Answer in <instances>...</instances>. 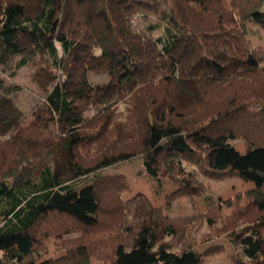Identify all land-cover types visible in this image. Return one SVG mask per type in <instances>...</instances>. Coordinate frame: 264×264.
Listing matches in <instances>:
<instances>
[{
    "label": "trees",
    "instance_id": "1",
    "mask_svg": "<svg viewBox=\"0 0 264 264\" xmlns=\"http://www.w3.org/2000/svg\"><path fill=\"white\" fill-rule=\"evenodd\" d=\"M165 1L170 8L162 24L136 32L137 0H0V56L45 51L58 68L71 62L31 110L32 121L0 123L7 131L0 134V264H35L43 222L63 217L93 233L104 226L120 210L109 197L114 183L126 178L100 171L133 157L144 160L153 179L172 169L200 191L196 167L215 178H254L248 208L255 218L241 224L245 217L236 215L217 227L215 208L169 216L138 199L128 210L138 220L111 219V264H205L221 251L214 241L226 236L238 264H264V53L249 38L252 26L264 29V0ZM160 27L164 32L156 37ZM103 65L110 82H89V72ZM181 75L196 81L203 105H178ZM92 104L103 108L88 119L84 112ZM13 136L36 146L25 148ZM238 138L246 150L236 158L231 142ZM22 148L39 174L15 186L5 176L23 157ZM180 195L188 193L168 200ZM93 241L77 245L62 264H88L81 253ZM139 244V253L131 251Z\"/></svg>",
    "mask_w": 264,
    "mask_h": 264
},
{
    "label": "rangeland",
    "instance_id": "2",
    "mask_svg": "<svg viewBox=\"0 0 264 264\" xmlns=\"http://www.w3.org/2000/svg\"><path fill=\"white\" fill-rule=\"evenodd\" d=\"M137 5L140 9L133 16V29L136 32L152 24H162L165 11L170 8L169 3L165 0H137ZM163 27L154 31L156 37L163 34ZM249 38L252 47L258 48L264 53V29L252 26ZM57 45L60 55H62L60 45ZM23 60H27V63L19 67ZM70 67L71 62L69 59L65 61L64 66L61 68L54 66L45 51H28L19 55L2 53L0 56V123L2 126L6 121L16 122L24 118L32 121L31 110L44 99L47 92L53 88ZM105 67V65L101 66L99 72L90 71L88 81L95 84H108L111 77L104 69ZM177 89V103L183 109H188L193 104L203 105L206 102L196 81L188 79L185 75L180 76ZM119 106L121 110L117 109V111H120L119 113L125 112V105L122 103ZM102 108L103 105H89L86 107L84 115L88 119H92L96 117ZM144 127L139 123L137 129L144 133ZM0 134L5 135L7 131L0 130ZM14 135H17V133ZM13 139L16 143L17 141L23 143L25 148L33 149L36 146L35 142L23 140L18 136H13ZM231 144L236 158L243 155L246 150L243 138L232 140ZM21 152L23 157L19 155L13 160L16 168L11 174L5 176L6 180L15 186L21 185L23 181L39 174L24 157L25 150L23 149ZM36 155L40 156L39 153ZM50 160L51 158L47 157L46 161L43 162V166ZM195 171L197 178L203 184L201 191L195 190V188L189 189L183 179L175 174L172 169H164L156 179H153L147 173L144 160L141 157H133L125 162L103 169L100 171L101 176H123L126 178V182L119 180L114 183L116 193L109 194L111 204L120 206V210L116 211V215L111 217L112 221L118 219V223L126 222L127 217L138 220V213L131 217V213L128 211L138 199L143 200V202L148 200L151 206L161 209L163 213L169 216H194L197 213L215 208L217 214H214L213 217L218 223L217 227L223 221L232 219L236 215L245 217L241 224L254 221L255 210L251 207L248 208L251 204V196L248 192L256 184L254 178L249 177L247 179L239 176L215 178L202 173L199 167H196ZM93 177L92 175L87 177L86 182L91 183ZM81 185L82 183L77 187L79 188ZM180 190H184L188 195H180L178 199L173 201L168 200V196L176 195ZM207 199L210 200V204ZM111 219L108 218L104 226L94 229V233L81 229L74 222H69L63 217L43 222L38 232L39 248L42 255L37 258L35 264L44 260H50V264H62L71 250L76 249L77 245L79 247L88 245V242H83L91 237L94 240L93 245H90L89 250L86 246L81 253L86 258L85 261L88 264H111L114 259V248L116 247L110 223ZM197 223L198 221L189 225H196ZM116 232L115 230L113 233ZM229 239V236H226L214 241V245L220 246L221 251L214 257H208L205 264H238L240 256ZM140 247L143 246L139 244L131 251L137 254ZM207 247L210 246L207 244L200 245L196 250L204 251ZM128 249L131 248L125 250ZM161 264L165 263L161 262Z\"/></svg>",
    "mask_w": 264,
    "mask_h": 264
}]
</instances>
